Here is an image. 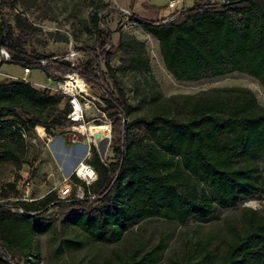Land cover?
Here are the masks:
<instances>
[{
  "label": "trees",
  "instance_id": "16d2710c",
  "mask_svg": "<svg viewBox=\"0 0 264 264\" xmlns=\"http://www.w3.org/2000/svg\"><path fill=\"white\" fill-rule=\"evenodd\" d=\"M130 20L159 44L164 69L176 81L243 73L264 91V0H205L172 19L147 21L131 15ZM90 22L94 45L75 49L84 57L78 65L64 60L65 56L29 53L27 34L0 31V49L10 56L0 65L40 69L51 82L78 74L110 121L115 160L103 163L90 146L86 164L96 178L85 185L72 175V182L83 188V198L75 199L73 194L67 200L71 212L64 221L89 240L114 244L148 219L180 225L191 220L206 222L220 210L263 196L264 108L252 92L229 89L206 98L173 97L164 102L154 95L149 114L129 120L135 109L111 61L116 48L124 49L129 52V70H148L143 45L128 39L115 46L98 10ZM69 112L68 99L49 89L35 88L24 80L0 83V163L19 169L26 132L36 127L48 134L62 132L74 125L67 118ZM58 202L49 193L39 202L0 205V264H12L10 252L22 264H38L35 238L53 225L41 215ZM230 232L221 264H264V215L245 209L239 229L232 227ZM163 250L162 242L139 257L140 250H135L126 264L156 263ZM213 261L212 251L197 244L175 264Z\"/></svg>",
  "mask_w": 264,
  "mask_h": 264
},
{
  "label": "rangeland",
  "instance_id": "374dc122",
  "mask_svg": "<svg viewBox=\"0 0 264 264\" xmlns=\"http://www.w3.org/2000/svg\"><path fill=\"white\" fill-rule=\"evenodd\" d=\"M200 1L205 0H182L172 10L167 8V0H0V31L12 36L27 34L25 49L29 53L57 58L65 56L64 60L78 65L84 57L75 49L94 45L90 17L98 10L111 33L113 44L117 46L118 41L135 39L143 45L149 63L148 70H129V52L118 48L111 61L117 81L135 109L129 120L146 117L154 95L159 97V102H164L173 97L206 98L217 91L246 89L264 108L263 89L255 79L243 73L198 82L176 81L164 69L159 44L130 20L131 15L147 21L172 19L177 12ZM70 53L74 55L68 56ZM22 79L41 90L53 92L55 86L40 69H32L24 78L23 67L8 63L0 65V83L20 82ZM87 91L86 99L92 101L93 107L84 112V132L76 128L51 134L45 130L40 133L37 128L29 130L24 138L25 152L20 168L8 162L0 163V205L17 201L39 202L49 193H54L60 201L49 205L41 215L53 225L44 235L35 238L39 248L38 264H126L133 251L140 250L139 257L159 242L164 244V250L153 264L179 263L197 244L212 251L213 264H221L231 239L230 229H239L245 209L264 215V195L246 199L233 209L220 210L215 219L206 222L191 220L180 225L162 219H148L130 228L121 241L114 244L89 240L75 226L64 221L71 212L67 200L73 194L75 199L83 198L82 186L73 183L71 177L74 175L81 181L75 172L81 162L87 165L90 146H94L103 163L115 160L110 124L97 107L100 103L97 96L89 89ZM102 124L109 126V137L98 143L88 127ZM260 165L264 171L263 163ZM66 188L69 194L62 196L61 191ZM75 241L81 245L73 244ZM8 256L10 263L22 264L17 255L10 252Z\"/></svg>",
  "mask_w": 264,
  "mask_h": 264
},
{
  "label": "built area",
  "instance_id": "2783aa9c",
  "mask_svg": "<svg viewBox=\"0 0 264 264\" xmlns=\"http://www.w3.org/2000/svg\"><path fill=\"white\" fill-rule=\"evenodd\" d=\"M182 0H167V8L168 9H176L178 4H181ZM220 3H225L227 2V0H219ZM74 53H70L68 56H73ZM10 59L9 54L4 51L3 49H0V63L1 62H6ZM40 64H43V62L41 61ZM30 73V70L28 69H23V77H27L28 74ZM24 80V79H22ZM55 86L52 89V91L54 93L60 94L62 96H64L65 98L68 99V103L70 106V112L67 116V118L74 123L73 126L68 127V128H82V129H86L85 128V121H84V112H86L87 110L92 109L93 107V103L92 101H88L86 99V97H88V87L86 85V83L84 82V80L76 73H71L68 75H65L61 80L54 82ZM79 83H81V86L79 85ZM84 101V103H82V101ZM103 117L105 119V121L109 122L110 121L104 116ZM99 126V125H97ZM37 128V127H36ZM35 128V129H36ZM44 130V129H43ZM93 139L95 138V135H91ZM83 162H81L82 164ZM81 164L79 165V167L81 166ZM85 168L87 169V172L84 174H80L79 173V167L76 170V176L81 178V181L84 182L86 185H89L90 183H92L95 178H96V174L94 172V170L88 166V165H84ZM69 194V189L66 188L64 190L61 191V195L62 196H66Z\"/></svg>",
  "mask_w": 264,
  "mask_h": 264
},
{
  "label": "bare ground",
  "instance_id": "6f19581e",
  "mask_svg": "<svg viewBox=\"0 0 264 264\" xmlns=\"http://www.w3.org/2000/svg\"><path fill=\"white\" fill-rule=\"evenodd\" d=\"M81 86V83H79ZM82 87V86H81ZM38 132L43 133V128L42 127H37ZM80 132H84V129L78 128ZM88 131L90 132L91 135L97 136L96 141L99 143L109 137V126L106 124H102L99 126H91V128L88 127ZM87 172V169L85 168L84 164H81L79 167V173L84 174Z\"/></svg>",
  "mask_w": 264,
  "mask_h": 264
},
{
  "label": "water",
  "instance_id": "95a60500",
  "mask_svg": "<svg viewBox=\"0 0 264 264\" xmlns=\"http://www.w3.org/2000/svg\"><path fill=\"white\" fill-rule=\"evenodd\" d=\"M95 138H97V136H95Z\"/></svg>",
  "mask_w": 264,
  "mask_h": 264
},
{
  "label": "crops",
  "instance_id": "0c3cea01",
  "mask_svg": "<svg viewBox=\"0 0 264 264\" xmlns=\"http://www.w3.org/2000/svg\"><path fill=\"white\" fill-rule=\"evenodd\" d=\"M188 7H190V6H188Z\"/></svg>",
  "mask_w": 264,
  "mask_h": 264
}]
</instances>
